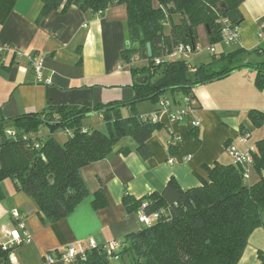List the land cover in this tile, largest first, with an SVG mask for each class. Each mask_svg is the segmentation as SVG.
Listing matches in <instances>:
<instances>
[{"label": "crops", "instance_id": "1", "mask_svg": "<svg viewBox=\"0 0 264 264\" xmlns=\"http://www.w3.org/2000/svg\"><path fill=\"white\" fill-rule=\"evenodd\" d=\"M41 9V0H0V49L5 52L0 59V123L4 124V131L17 130L12 120L45 112L52 105L93 108L133 100V85L141 76H136L131 65L122 60V53L129 47L124 5L109 8L103 14L72 6L65 14L53 11L38 22ZM240 12L245 21L240 27L239 42H220L219 49L218 44L214 46L215 53L264 49V0H246ZM200 34L201 28L199 37ZM34 56L42 62V83L32 66ZM263 58V54L247 55L242 61L255 63ZM255 79V70L242 69L223 80L197 87L194 112L184 122H173L167 113L160 112L163 129L147 142L148 159L140 154L133 138L125 137L107 158L83 167L82 177L90 194L58 222H42L34 199L16 190L13 180L3 181L0 240L8 244L10 232L21 231L12 215L15 211L20 213L30 235V241L13 247L12 264H45V255L79 242L94 240L103 245L122 240L142 229L138 216L127 214L123 206L126 192L141 199L162 192L172 178L183 189L198 187L209 179L207 166L217 162L234 164L228 143L245 151L264 139V126L255 128L249 119L251 110L264 112V90L256 88ZM172 98L177 104L182 97ZM159 109L153 105L139 114L150 116ZM196 118L201 120L197 129L190 122ZM242 126L249 133L245 141ZM49 134L40 136L46 138ZM123 148L130 153H119ZM257 178L253 173L250 182ZM98 191L108 202L102 209L93 205ZM262 250L264 228H258L238 264H260L258 252Z\"/></svg>", "mask_w": 264, "mask_h": 264}, {"label": "trees", "instance_id": "2", "mask_svg": "<svg viewBox=\"0 0 264 264\" xmlns=\"http://www.w3.org/2000/svg\"><path fill=\"white\" fill-rule=\"evenodd\" d=\"M245 1L41 0L38 22L53 11L65 14L72 6L103 14L109 8L124 5L130 45L122 53V60L130 64L134 55H144L147 65L131 70L148 80L134 82L135 95L130 102L93 108L52 105L45 112L23 115L11 121L22 136L18 139L7 137L4 124L0 123V198L3 196L1 183L11 179L16 190L34 199L42 222H58L90 194L81 169L107 158L123 138H133L140 154L145 159L150 157L147 142L163 125L160 121L145 120L139 113L125 116V110L133 109L140 101L157 103L167 92L194 99L197 87L223 80L242 69L255 70L256 88L264 90V58L255 63L242 61L247 55L263 54L264 57V49L239 48L228 54L213 52L211 60L199 66L192 65L190 59L153 64L154 59L180 43L197 45L200 27H205L210 47L214 48L223 41L221 20L227 17L221 3L225 2L229 11L235 12ZM244 21L241 17L232 26L240 28ZM182 98L177 104H181ZM90 114L101 116L107 133L83 127L82 118ZM249 119L255 128L264 126V112L251 110ZM43 127L50 131L46 138L39 135ZM58 128L69 134L64 144L53 136ZM241 133L249 137L244 126ZM119 153L127 155L130 150L123 148ZM206 170L209 179L198 187L183 189L172 178L162 192L141 199L126 192L123 206L127 214L139 216L143 209L147 215L162 212L160 219L151 226L140 223V231L116 240L121 245L116 253L107 250L108 244L99 245L88 249L85 257H79L73 264H110L115 256L125 264H238L253 232L264 228V139L255 145L253 173L258 176L255 182L246 180L243 167L235 163L217 162ZM93 205L96 209L108 206L102 191L95 194ZM4 245L0 240V261L12 264L13 248L5 249ZM64 251L52 255L59 258ZM258 259L264 264V250L258 252Z\"/></svg>", "mask_w": 264, "mask_h": 264}, {"label": "built area", "instance_id": "3", "mask_svg": "<svg viewBox=\"0 0 264 264\" xmlns=\"http://www.w3.org/2000/svg\"><path fill=\"white\" fill-rule=\"evenodd\" d=\"M223 24V41L226 44H235L239 42L240 39V28L233 27V23L230 21L228 17H225L221 20ZM200 50L199 45H192L186 43H180L174 46L171 50H167L163 53L162 56L154 59V65H163L166 63H172L180 60H187L190 57ZM209 50L214 52V48L210 47ZM4 51L0 49V59L3 58ZM32 66L35 71L38 82H44L42 78V62L37 57H32ZM181 104H175L171 100L167 98H163L159 101V111L156 114L150 116H143L145 120H151L153 122L159 121L160 112H165L168 114L169 118L173 122L181 123L186 119H190L192 113L194 112L193 107V98L191 97H183ZM191 124L193 128H199L201 125V120L191 119ZM5 135L12 139H18L22 137L18 130L16 129H8L5 131ZM248 136H243L242 140H246ZM24 139H27L25 136ZM170 143V142H169ZM40 144L37 142L36 147H39ZM254 152L255 147H251L245 151H240L235 146L228 147V153L233 159V162L239 166H242L244 169V176L246 180L251 179V175L253 172V164H254ZM172 161V159H171ZM145 207V205H144ZM162 212H155L150 215H147L143 209L140 211L138 219L139 222L144 226H151L155 222H157L161 217ZM13 218L19 222V228L10 232L11 240L8 244L4 245V248H13L17 244H22L24 242L30 241V235L26 230V227L22 221L21 215L18 211L13 212ZM99 246L94 240H89L88 243L79 242L76 244H70L63 254L59 258H55L52 254H47L44 256L45 264H73L79 257L84 258L86 255V251L88 249H95ZM120 243L118 241L110 242L106 248L110 252L116 253L120 249ZM116 259H119L118 256H115Z\"/></svg>", "mask_w": 264, "mask_h": 264}, {"label": "rangeland", "instance_id": "4", "mask_svg": "<svg viewBox=\"0 0 264 264\" xmlns=\"http://www.w3.org/2000/svg\"><path fill=\"white\" fill-rule=\"evenodd\" d=\"M201 28V34L200 37L197 41V45L200 46V50H198L196 53H194L190 58L189 62L194 65V66H199L205 62H209L212 58V55L214 54L213 52H211L209 50L210 48V41L209 38L207 37V31L205 29V27H200ZM199 28V29H200ZM168 29V28H167ZM222 44V43H221ZM220 44V45H221ZM218 43V46L216 48H220L221 46ZM220 46V47H219ZM215 50V49H214ZM217 54H218V50H217ZM128 65H131L130 68H134V69H142L144 66L147 65V60L145 59L144 55H134L133 57V61ZM172 94L170 92H167L164 94L163 98H168L170 100H172ZM162 98V99H163ZM153 105H158L159 106V102H153L151 100H146V101H140L138 103L135 104V107L131 110H125L124 113H126L127 115H133V114H137L140 113V111H143L144 108L147 107H152ZM98 117H94V116H85L84 118H82L81 124L84 126H86L89 129L92 130H98L101 131L103 133H107V125L104 123L103 119L101 118L100 115H97ZM46 132H49V129L47 128H43L42 130H40L39 135H44L46 134ZM54 137H56L58 139V141L60 143H65L69 137V134L67 133V131H65L62 128H58L54 131ZM132 140V139H130ZM249 183V182H248ZM110 264H125L123 261L119 260V259H111L110 260Z\"/></svg>", "mask_w": 264, "mask_h": 264}, {"label": "water", "instance_id": "5", "mask_svg": "<svg viewBox=\"0 0 264 264\" xmlns=\"http://www.w3.org/2000/svg\"><path fill=\"white\" fill-rule=\"evenodd\" d=\"M221 7L225 10V11H227V17L230 19V21L234 24L235 22H237V20L239 19V18H241L242 17V14H241V12H240V10H238V11H229V9H228V7H227V5H226V3L225 2H222L221 3ZM197 34H198V32H197ZM127 45L129 46L130 45V42L128 41L127 42ZM148 55H149V59H151L152 58V47H151V45L149 44L148 45ZM147 80H148V77H139V78H137L136 79V81L137 82H139V83H145V82H147ZM1 168V167H0ZM3 263V261L1 260L0 261V264H2Z\"/></svg>", "mask_w": 264, "mask_h": 264}]
</instances>
